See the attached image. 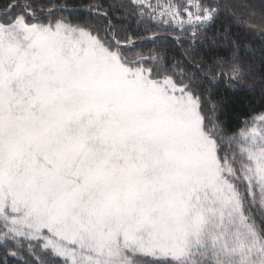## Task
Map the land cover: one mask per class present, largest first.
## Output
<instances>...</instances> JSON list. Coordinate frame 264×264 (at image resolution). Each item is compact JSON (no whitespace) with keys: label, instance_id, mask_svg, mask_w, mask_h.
<instances>
[{"label":"snow or ice","instance_id":"obj_1","mask_svg":"<svg viewBox=\"0 0 264 264\" xmlns=\"http://www.w3.org/2000/svg\"><path fill=\"white\" fill-rule=\"evenodd\" d=\"M218 7L0 0V264H264V115L236 133L216 90L264 49L243 60Z\"/></svg>","mask_w":264,"mask_h":264},{"label":"trees","instance_id":"obj_2","mask_svg":"<svg viewBox=\"0 0 264 264\" xmlns=\"http://www.w3.org/2000/svg\"><path fill=\"white\" fill-rule=\"evenodd\" d=\"M97 2L107 8L111 0H74L78 9L76 15L87 16L86 6ZM160 2H163V0H160ZM203 2L208 3L209 0H203ZM211 2L214 7L219 6L213 31L221 36H227L230 41L235 42L238 46L239 56L245 61H254L256 69L259 70L264 39L260 37L257 30L249 27V13L253 8L259 9L264 6V0H211ZM115 15L119 17L120 13L117 12ZM121 26L144 35V25L142 24L137 25L128 20L123 21L122 25L118 22V27ZM156 30L160 31L162 35H169L163 28ZM178 35L179 30H176V32L171 33L169 39L164 41L165 46L177 55L183 51V47L175 42ZM181 38L190 43L186 37ZM143 47L147 49L152 45L146 44ZM224 48L227 49V42H225ZM206 49V44H199L198 50ZM224 54L223 51L220 52V55ZM223 70L226 73L228 71L227 68ZM216 90L228 98V104L222 118L227 121L230 129L236 133L244 128L246 124L250 125L255 117L264 115V76H250L242 83L231 85L228 83L227 75H225L217 83ZM11 264H14V262H11Z\"/></svg>","mask_w":264,"mask_h":264},{"label":"built area","instance_id":"obj_3","mask_svg":"<svg viewBox=\"0 0 264 264\" xmlns=\"http://www.w3.org/2000/svg\"><path fill=\"white\" fill-rule=\"evenodd\" d=\"M153 2L155 3V2H156V0H153Z\"/></svg>","mask_w":264,"mask_h":264},{"label":"rangeland","instance_id":"obj_4","mask_svg":"<svg viewBox=\"0 0 264 264\" xmlns=\"http://www.w3.org/2000/svg\"><path fill=\"white\" fill-rule=\"evenodd\" d=\"M258 125H259V122H258Z\"/></svg>","mask_w":264,"mask_h":264}]
</instances>
